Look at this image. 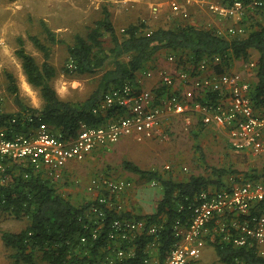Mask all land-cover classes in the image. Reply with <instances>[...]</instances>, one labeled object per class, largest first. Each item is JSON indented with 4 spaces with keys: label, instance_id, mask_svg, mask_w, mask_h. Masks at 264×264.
Returning a JSON list of instances; mask_svg holds the SVG:
<instances>
[{
    "label": "trees",
    "instance_id": "1",
    "mask_svg": "<svg viewBox=\"0 0 264 264\" xmlns=\"http://www.w3.org/2000/svg\"><path fill=\"white\" fill-rule=\"evenodd\" d=\"M244 1L248 3L249 0ZM259 2L240 21V26L251 22L244 27L247 31L243 37L218 36L215 28L202 27V19L198 20L200 16L195 17L199 12L202 15L207 12L192 9L185 21L168 13L157 17L150 14L149 18L129 20L118 31L111 19V2L103 3L101 17L88 28L85 35H73L69 44L57 38L46 22L40 20L43 35L34 34L28 38L42 55V63L39 64L27 52L22 37L17 38L15 55L26 82L38 91L42 105L34 108L24 104L19 97L15 77L6 72L7 90L19 109L15 112L0 111V127L25 132L30 127L44 125L63 138H72L82 124L102 125L105 118L94 114L93 109L103 95L125 82H136L146 68H187V64L196 66L200 60L215 56L222 58V64L215 66L216 71H221L223 66L230 67L228 59L247 64L252 56L255 57V82L251 97L257 107L264 106V0ZM128 4L134 6L133 3ZM106 36L110 43L108 47L105 45ZM54 45L65 47L62 74L84 77L101 72L93 91L84 100H64L55 91L52 83L58 71L50 63ZM162 54H166L167 58L174 57L176 63L167 61L166 66H158L157 57ZM152 90L159 93L158 88ZM208 97L215 102L218 95L211 92ZM12 119H15L14 123ZM196 149L200 153L198 145ZM8 164L0 174V216L26 221L19 231H0V239L8 250V264H138L145 257V246L152 240L147 235L135 242V258L110 263L112 249L108 247L106 229L99 231L97 238L92 236L95 217L89 221L86 214L92 201L77 206L58 191L57 181L43 178L21 163ZM122 168L137 175L144 183L157 182L161 188L162 195L153 213L141 215L125 212L121 215L162 224L157 248L160 263L165 260L174 242L173 224L176 221L187 224L191 215L189 205L194 197L209 187L225 186L222 176L235 173L233 170L212 168L214 179L191 175L185 181H176L157 170H144L126 160L122 162ZM249 177L264 181V172L245 175V178ZM263 210L264 202H260L256 213L260 214ZM117 217L116 214H108L109 220ZM83 237L84 242L81 241ZM209 245L222 264H264V256L260 255L257 247H235L231 243L221 242L218 234Z\"/></svg>",
    "mask_w": 264,
    "mask_h": 264
},
{
    "label": "built area",
    "instance_id": "2",
    "mask_svg": "<svg viewBox=\"0 0 264 264\" xmlns=\"http://www.w3.org/2000/svg\"><path fill=\"white\" fill-rule=\"evenodd\" d=\"M224 1L149 0L147 5L153 17L168 13L181 21L190 17L191 8L208 12L218 20L231 22L224 30L216 31L218 36L239 37L245 33L240 21L260 2ZM124 2L135 3L137 0ZM167 61L176 63L172 56ZM228 61L230 67L223 66L221 71L215 70V66L222 64L220 56L202 59L196 66L187 64L189 70L178 67L144 71L136 82H125L103 95L93 109L94 114L105 118L102 125L82 124L72 138H63L44 125L30 127L25 132H14L12 128L1 126L0 174L8 163L17 162L56 182L62 178L69 163L83 161L97 148L111 147L126 138H132L136 143L165 138L174 118L186 126L192 124V119L202 125H213L224 131L231 150L264 159V106L257 107L251 97L256 59L252 57L245 65L249 73L246 76L231 70L232 59ZM157 88H161L159 93L152 90ZM211 92L218 95L215 102L208 97ZM169 168L165 166V169ZM132 187L130 180L100 175L91 179L87 189L94 195L86 213L89 221L95 217L92 236L95 239L99 231L106 229L108 247L112 249L110 263L135 258V242L143 235L151 236L152 240L146 244L145 257L138 264H195L216 234L220 235L221 242L235 247H257L264 256L261 251L264 210L256 213L258 204L264 202L262 179L244 178L233 185L209 187L197 194L189 205L191 215L187 224L182 225L179 221L173 224L175 239L162 263L157 253L162 224L121 217L130 212L123 197ZM108 214L118 217L109 220Z\"/></svg>",
    "mask_w": 264,
    "mask_h": 264
},
{
    "label": "rangeland",
    "instance_id": "3",
    "mask_svg": "<svg viewBox=\"0 0 264 264\" xmlns=\"http://www.w3.org/2000/svg\"><path fill=\"white\" fill-rule=\"evenodd\" d=\"M103 3L96 0H0V111L15 112L19 109L14 97L7 90L6 72L15 77L19 97L24 104L34 108H39L42 105L38 91L26 82L20 61L15 55L17 38H23L27 52L41 64L42 55L28 38L29 35H43L39 25L40 20L46 22L48 27L57 35V38L69 44L73 35H85L88 28L101 17ZM111 3L114 5L111 4L112 6L109 8L111 19L118 31L129 20L149 18V8L145 5L143 7H131V4L124 3V0ZM198 16L200 17L198 18ZM195 17L198 20L202 19L200 20L202 27L215 28L216 31L218 29L224 30L230 25L229 22L220 21L207 14L202 15L200 12ZM250 23L249 21L246 26L243 25L242 27H247ZM244 29L246 30V28ZM105 39V45L110 46L108 36ZM65 56V47L54 45L50 63L57 69L58 74L52 85L61 99L72 102L84 100L93 91L101 72L84 77L64 75L61 69L65 65ZM157 59L158 66H166V54L159 55ZM245 65L246 63L241 60L232 59L231 68L235 72L241 73L239 70L243 72ZM148 70H152L151 67L144 71ZM244 75L246 76L245 73ZM198 128L199 130L194 129L192 132L191 128L182 122H174L166 130L165 138L148 142L145 146L139 144L137 146L126 141L125 145L119 143L103 148V151H96L80 167L78 164L76 165L78 166L76 176L67 177L63 175L56 182L58 191L73 204L80 206L90 199L86 197L82 201H77L74 192H79L82 189L81 186L89 178L104 175L113 179L130 180L133 183V189L132 191L129 189L124 194V204L127 209L142 215L145 208L150 210L157 201L153 198L149 207H142L139 199L130 202L127 193L129 191L138 193L137 196L139 197L143 193L152 191L149 194L152 195L154 190L160 189V186L144 183L137 175L124 170L122 162L125 160L133 164L140 162L141 164H136L139 168L157 170L176 181H185L191 175L214 179L211 174L212 168L235 171V173L222 176L221 180L225 186L233 185L237 180H243L245 175L250 176L264 172V159L233 151L216 130ZM197 145L200 148V153L196 149ZM167 165L170 167L168 170L165 169ZM85 191L87 192L86 188ZM160 193L161 190L157 193L158 198ZM25 225L26 221L24 220L18 221L0 216V231L2 229L19 231ZM261 251L264 253V245L261 247ZM211 253V251H206L209 257L206 258L207 255L202 256V259H199L197 263L222 264L217 259H212L214 255ZM7 254L8 250L0 239V264H8Z\"/></svg>",
    "mask_w": 264,
    "mask_h": 264
},
{
    "label": "crops",
    "instance_id": "4",
    "mask_svg": "<svg viewBox=\"0 0 264 264\" xmlns=\"http://www.w3.org/2000/svg\"><path fill=\"white\" fill-rule=\"evenodd\" d=\"M148 1L149 0H137V2H135V3H133L134 4V6H141V7H143V5H145V6H147L148 7ZM125 3V2H124ZM192 10H196V9H194V8H191ZM190 10V9H189ZM205 14H207V15H210L208 12L207 13H205ZM211 16V15H210ZM213 17V16H212ZM220 21H225V20H220ZM226 22V21H225ZM246 34V32L244 33V34H242L241 36H239V37H243L244 35ZM227 37V36H226ZM255 54H257V53H255ZM154 65V64H153ZM171 67V66H170ZM241 69V68H240ZM231 70H232V68H231ZM240 72H241V74H246V75H249V73L247 72V69H246V67H245V70H243V72H242V70H239ZM173 121L175 122V123H177V122H179V120L178 119H176V118H174L173 119ZM174 122H173V124H174ZM192 124H193V126H190L189 125V128H191V131L193 132L194 131V129H196V130H199V128L198 127H204V130H216L217 132H219L220 134H221V136H222V138L223 139H225L226 140V134L224 133V131H222V130H220V129H218V128H216L215 126H213V125H202L200 122L198 123L196 120H194L193 121V119H192V122H191ZM191 124V125H192ZM154 140H157V139H153V140H148V141H145L144 143H136L132 138H126V139H122L121 141H119L117 144H119V143H122V144H124L125 145V143H127L126 141H130V142H132V143H134V145H137L138 146V144L139 145H142V146H145L146 144H148V142H152V141H154ZM226 142H227V140H226ZM116 145V144H115ZM103 148H106V147H101V148H97V149H95V150H93L90 154H88L87 156H86V158L83 160V161H81V162H71V163H69L67 166H66V168H65V170H64V172H63V175H65V176H67V177H74V176H76V170H77V168H78V166L80 167V165L83 163V162H85L91 155H92V153H94V152H96V151H103ZM138 163H140V162H135V165L136 164H138ZM78 164V166H76ZM141 164V163H140ZM62 175V176H63ZM98 175H96V176H93L92 178H94V177H97ZM92 178H89L88 179V181L87 182H85L81 187H82V189L79 191V192H77L76 190H73V191H76V192H74V194H76V197H77V201H82L84 198H88L89 197V199L90 200H92L93 199V197H94V195L92 194V192L90 193L88 190H87V192L85 191V188L86 189H88L87 187L89 186V183H90V181H91V179ZM87 186V187H86ZM132 189L133 188H131V191H132ZM159 190H161V188L160 189H156V190H154V193L152 194V195H149V194H151L152 193V191H148L147 193H143V194H141V195H139V197L137 196L138 195V193H132L131 191H129L128 193H127V195H128V197H129V199H130V202H132V201H134V199H139V203L142 205V207H149V205L151 204V200L154 198L156 201H158L160 198H161V193H160V196H159V198L157 197V193H158V191ZM83 191V192H82ZM150 192V193H149ZM92 194V195H91ZM76 205H79V204H76ZM155 207H156V204H154V206H152V208L149 210L148 208H145L144 210H143V213H142V215L143 214H151V213H153L154 211H155ZM127 210H129L131 213H134L131 209H127ZM137 212H135V214H136ZM206 251H211L212 253H211V255H214L213 256V258L212 259H217V257H216V255H215V253H214V250H213V248L210 246V245H207L205 248H204V250H203V252H202V255H201V257H200V260L202 259V256H205V255H207L206 254ZM211 255H210V258H211ZM209 256L207 255L206 256V258H208ZM198 262V261H197ZM195 263V264H201V263ZM200 262V261H199Z\"/></svg>",
    "mask_w": 264,
    "mask_h": 264
}]
</instances>
